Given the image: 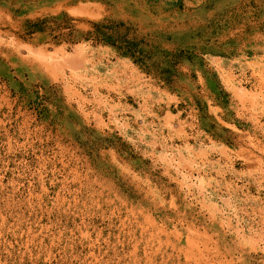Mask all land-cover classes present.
Segmentation results:
<instances>
[{"label": "rangeland", "instance_id": "374dc122", "mask_svg": "<svg viewBox=\"0 0 264 264\" xmlns=\"http://www.w3.org/2000/svg\"><path fill=\"white\" fill-rule=\"evenodd\" d=\"M0 264H264V0H0Z\"/></svg>", "mask_w": 264, "mask_h": 264}]
</instances>
